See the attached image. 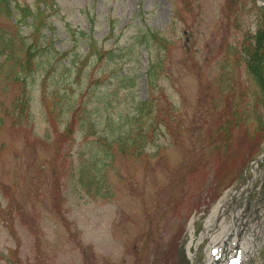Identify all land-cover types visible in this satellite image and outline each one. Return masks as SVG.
I'll return each instance as SVG.
<instances>
[{"label":"rangeland","instance_id":"1","mask_svg":"<svg viewBox=\"0 0 264 264\" xmlns=\"http://www.w3.org/2000/svg\"><path fill=\"white\" fill-rule=\"evenodd\" d=\"M226 1L52 0L40 30L56 39L48 57L27 25L9 26L14 53L35 44L37 81L27 112L12 123L16 87L0 39V264H180L192 220L197 233L214 205L230 207L233 188L244 193L251 184L256 196L264 166L251 160L264 148V107L260 130L257 119L235 132L228 121L255 88L261 95L240 58L242 43L264 26V9L257 0ZM12 22L1 14L0 28ZM68 28L83 31L75 43ZM89 39L112 51L76 75ZM143 101L151 103L143 138L128 153L114 148L105 162L94 159L90 143L112 135L120 143ZM73 116L83 128L59 137ZM226 129L232 135L219 133ZM80 169L93 181L79 183Z\"/></svg>","mask_w":264,"mask_h":264},{"label":"trees","instance_id":"2","mask_svg":"<svg viewBox=\"0 0 264 264\" xmlns=\"http://www.w3.org/2000/svg\"><path fill=\"white\" fill-rule=\"evenodd\" d=\"M56 12V9H55ZM54 13L52 0H0V16L1 14L6 15L7 17L13 16L14 22L6 23L5 28H0V30L4 31V34L0 36L1 45L3 54L5 56L4 60L12 61V69L8 70L5 76L8 78V81L11 84V88L13 86L16 87V100H14V105L11 110H8L11 114V118L13 119L12 123H18L20 118L27 112V105L30 102V91L31 86L36 83L37 77L32 75L31 67V56L35 53V44L38 41V50L45 51L46 57H48V50L50 48L54 49L55 40L52 39L51 35L45 36L43 30L40 33L42 23L41 20L44 18L45 14L51 15ZM31 20L30 22L28 20ZM19 23V25H27L30 31L32 32V37H34L35 42L30 43L27 47H20V52L14 53L12 49L8 48L9 44L7 40V35L9 32V26H12L15 23ZM47 24V23H46ZM46 26V25H45ZM51 26V25H50ZM112 27V25H111ZM19 30V29H18ZM20 31V30H19ZM69 35L73 41L76 42L77 37L81 35L83 31H76L74 28H68ZM112 31L107 36H112ZM21 36V35H20ZM138 36V34H136ZM155 33L141 32V37L143 38H153ZM10 37V36H9ZM22 37V36H21ZM39 38V39H38ZM44 42H48L46 45ZM143 42V40L141 41ZM36 43V44H37ZM87 43V54L83 57V61L77 64V73L76 75H80L84 66L89 63L91 56H93L96 62L100 64L105 61L107 55L112 51L111 49L102 48L96 42L95 39H89L86 41ZM243 53L241 55L240 60L244 63L246 70L255 78L256 82L261 86V95H254V103L246 110L237 109L234 113L231 114L228 124H230V129L235 131H240L244 127L248 126L249 117L246 116H255L259 112L255 108V105L261 101L264 106V26L260 27L257 31L254 41L248 40L242 43ZM58 51V50H55ZM69 52H62L60 57H67ZM114 59V57H109L108 60ZM56 60V59H55ZM60 61V60H58ZM61 62V61H60ZM75 60L72 58V63L74 64ZM4 63H0V72L2 65ZM35 69V67H34ZM33 69V72H34ZM104 74L102 71L101 76ZM116 76V73L113 74ZM46 75L42 76L41 87H43L46 83ZM103 77H100L101 82L103 81ZM116 93L113 92L112 98L115 99ZM103 105L108 104L107 101L102 102ZM150 102H142L138 107H134L131 115L125 120V127L129 128L126 130H122L118 132L119 142L117 145L115 143H111L113 141V135L110 139H106L105 141L100 140V144H97L95 141L91 143L92 150L94 147H97V151L93 153V158L99 161L105 162V158L111 155V151H114V148L121 153L130 152V147L134 141L141 140L143 136H141V130L147 126L145 122V117H147L151 111L149 110ZM115 106H111V109H114ZM51 114V110H49ZM260 114V113H259ZM110 117V116H109ZM54 117H48V120L52 122ZM76 116L72 118H68L66 123L63 126V129L60 130L59 137L65 138L67 135L71 136L74 133L76 128L75 126ZM80 128H83L80 124L77 125ZM95 125L91 123L88 127L93 128ZM130 128L136 129V134L132 132ZM156 130V128H155ZM229 129L220 131L219 133L222 136H227ZM229 130V131H232ZM95 131V130H94ZM227 131V133H226ZM109 132H115L109 131ZM85 135H88L85 133ZM232 135V133H231ZM153 136V135H152ZM93 152V151H91ZM90 152V153H91ZM103 162L100 165V169H103ZM78 181L79 183L86 185L93 181V178L90 175V172L86 169H80L78 173Z\"/></svg>","mask_w":264,"mask_h":264},{"label":"water","instance_id":"3","mask_svg":"<svg viewBox=\"0 0 264 264\" xmlns=\"http://www.w3.org/2000/svg\"><path fill=\"white\" fill-rule=\"evenodd\" d=\"M263 4H264V2H263Z\"/></svg>","mask_w":264,"mask_h":264}]
</instances>
